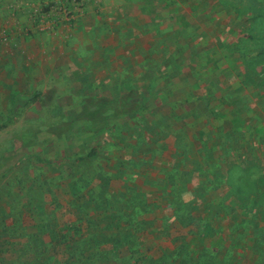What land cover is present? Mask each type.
Instances as JSON below:
<instances>
[{
    "label": "rangeland",
    "instance_id": "1",
    "mask_svg": "<svg viewBox=\"0 0 264 264\" xmlns=\"http://www.w3.org/2000/svg\"><path fill=\"white\" fill-rule=\"evenodd\" d=\"M0 124V264H264V0H0Z\"/></svg>",
    "mask_w": 264,
    "mask_h": 264
},
{
    "label": "trees",
    "instance_id": "2",
    "mask_svg": "<svg viewBox=\"0 0 264 264\" xmlns=\"http://www.w3.org/2000/svg\"><path fill=\"white\" fill-rule=\"evenodd\" d=\"M202 97H205V95H204V93H202L199 97H194L193 99H195V98H197V99H201ZM207 97V96H206ZM206 100H207V98H206ZM0 127H3V125L2 124H0ZM241 128H245V130H246V132L247 133H251V132H249V131H247V126H241ZM241 128H239L240 129V133H241ZM253 130V129H252ZM257 131V130H256ZM252 134V133H251ZM94 150H92L91 152H89L86 156L87 157H90V156H92L93 154H94ZM7 225H4V227H6ZM59 242V241H58ZM61 243V242H60ZM77 244H80L79 242L77 243ZM77 246V245H76ZM81 246L82 247H84V245L83 244H81ZM78 253H81V258L79 259V256H78V258H77V261L78 262H80V263H83V253L80 251V252H78ZM77 255V254H76ZM14 262H12L11 264H13Z\"/></svg>",
    "mask_w": 264,
    "mask_h": 264
}]
</instances>
